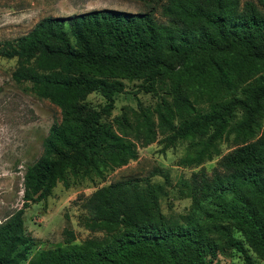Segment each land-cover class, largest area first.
Listing matches in <instances>:
<instances>
[{
	"label": "trees",
	"instance_id": "16d2710c",
	"mask_svg": "<svg viewBox=\"0 0 264 264\" xmlns=\"http://www.w3.org/2000/svg\"><path fill=\"white\" fill-rule=\"evenodd\" d=\"M139 1L150 8L47 15L0 39V57L15 59L11 78L60 109L25 164L22 205L0 221V264L33 245L24 210L58 181L102 177L161 134L165 146L189 139L178 163L198 168L179 182L186 211L162 210L164 185L152 177L163 167L121 177L79 203L78 221L101 234L74 242L66 226L64 244L36 249L27 264H212L225 249L245 264H257L250 250L264 260V0ZM125 79L157 100L109 120ZM93 91L98 106L86 99ZM216 155L209 172L201 164Z\"/></svg>",
	"mask_w": 264,
	"mask_h": 264
},
{
	"label": "rangeland",
	"instance_id": "374dc122",
	"mask_svg": "<svg viewBox=\"0 0 264 264\" xmlns=\"http://www.w3.org/2000/svg\"><path fill=\"white\" fill-rule=\"evenodd\" d=\"M102 7L129 11L150 8L139 0H0V39L27 32L47 15H67ZM155 15L158 20H166L158 9H155ZM14 66V58L0 57V221L22 205L25 164L39 156L49 126L60 118V109L56 104L47 98L38 97L11 78ZM125 82L126 90L115 95V106L107 117L109 120L115 115L138 109V100L147 106H153L157 100L156 95L144 90L133 94L139 80L125 79ZM86 99L97 106L103 102L102 95L97 91L89 93ZM232 137L230 134L220 141L221 153L232 148ZM188 144L189 139H179L175 144L165 146L161 134L155 141L139 145L136 158L106 170L102 177L69 174L67 185L58 181L49 195L25 208V232L34 243L13 253L11 264H27L36 249L64 244L63 229L66 226L74 229V242L101 234L90 231L78 221L81 199L101 185L121 177L146 175L157 166L164 169L163 174L152 177L164 185V193L160 197L162 210L165 213L186 211L190 198L183 195L179 182L198 168L178 163V159L188 153ZM219 157L216 155L201 165L211 172ZM236 234L239 235L238 232ZM250 252L257 264H264L263 259ZM17 253H20L19 256L13 259ZM212 264L245 263L239 251L225 249L216 254Z\"/></svg>",
	"mask_w": 264,
	"mask_h": 264
}]
</instances>
